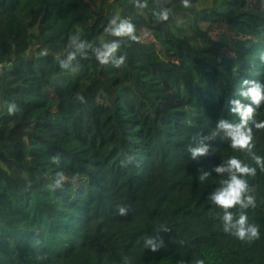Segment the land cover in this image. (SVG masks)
Returning a JSON list of instances; mask_svg holds the SVG:
<instances>
[{
  "label": "trees",
  "instance_id": "obj_1",
  "mask_svg": "<svg viewBox=\"0 0 264 264\" xmlns=\"http://www.w3.org/2000/svg\"><path fill=\"white\" fill-rule=\"evenodd\" d=\"M189 3L0 0V61H11L0 71V264H264V171L253 160L264 157V104L248 123L251 153L218 127L239 122L230 101L243 79L264 84V0ZM164 9L167 21L155 15ZM179 12L190 16L174 31ZM114 16L138 41L106 31ZM113 41L100 63L96 50ZM201 143L209 152L194 160ZM232 156L256 168L244 177L255 206L230 211L259 225L258 239L224 232L210 199L228 177L214 168ZM149 235L164 246L146 248Z\"/></svg>",
  "mask_w": 264,
  "mask_h": 264
},
{
  "label": "clouds",
  "instance_id": "obj_2",
  "mask_svg": "<svg viewBox=\"0 0 264 264\" xmlns=\"http://www.w3.org/2000/svg\"><path fill=\"white\" fill-rule=\"evenodd\" d=\"M184 7H190L189 0H182ZM140 8L146 7V3L138 4ZM157 18L161 21H167L169 19V10L164 9L159 13H155ZM106 31L110 35L121 37L127 36L130 40L136 42L138 41V36L136 35V28L133 23L127 19H120L119 17H112L109 21L108 28ZM71 40H75V37H71ZM120 48V44L116 41L111 43L102 42V47L96 50V58L102 64L108 63L109 59L114 56L117 50ZM69 56V59H72ZM260 59L264 62V53L261 54ZM125 57H120L115 60V66L120 67L123 65ZM61 67H67L63 62ZM238 97L244 99H250V104H244L241 102L240 98H233L230 101L231 109L230 111L239 117L238 123H229L225 120H220L218 127L224 130L226 137L230 140V146L235 150L252 152L254 147L253 144V132L252 128L248 127L249 121L253 119L255 114V109L261 104H264V84H261L255 80L243 79L241 81L240 90ZM78 99H83L78 96ZM255 105V107H253ZM16 106L14 104L10 105L8 108L9 114L14 113ZM256 128H264V121L255 123ZM217 133L212 132L211 136L205 137L206 139L214 138ZM192 159H198L201 156H205L209 152V146L201 143L199 146L191 148ZM53 159H57L53 157ZM253 160L257 166L264 171V157L256 155L253 153ZM214 171L218 174L228 173L227 179L221 182V187H219L210 197L211 201L217 205L219 208L223 209V216L221 220L223 222V230L226 233H231L240 240H252L258 239L260 236L259 225L255 223H249L248 217L241 213L238 217H234L233 212L230 209L239 206L241 209H245L251 206H255L254 197L246 195L249 190L248 181L244 178L246 175H255L256 168L251 167L244 163L241 159L236 156L230 157L224 164L216 166ZM208 173L204 172L200 179L203 180L207 177ZM63 176L60 175L55 181L57 187L61 186V181ZM118 213L120 215H126L129 211L128 207L124 205H119ZM162 231L167 232V228H163ZM144 245L149 250L155 252L164 246V241L162 237L149 235L144 240ZM177 264H184L183 260H179ZM196 264H204L203 259H198Z\"/></svg>",
  "mask_w": 264,
  "mask_h": 264
},
{
  "label": "rangeland",
  "instance_id": "obj_3",
  "mask_svg": "<svg viewBox=\"0 0 264 264\" xmlns=\"http://www.w3.org/2000/svg\"><path fill=\"white\" fill-rule=\"evenodd\" d=\"M207 4H199L197 5L198 8H202L204 6H206ZM190 16V13L189 12H179L169 23H168V26H171L173 28V30L175 31V27L177 26H181V27H184L188 18ZM29 38H31V40L27 41L26 42V46L28 45L29 47L32 46V42H33V39H34V36H35V33L34 31H30L29 34H28ZM27 46V47H28ZM28 47V48H29ZM33 47V46H32Z\"/></svg>",
  "mask_w": 264,
  "mask_h": 264
},
{
  "label": "built area",
  "instance_id": "obj_4",
  "mask_svg": "<svg viewBox=\"0 0 264 264\" xmlns=\"http://www.w3.org/2000/svg\"><path fill=\"white\" fill-rule=\"evenodd\" d=\"M9 65H11V61H10V60H8V61H5V60L0 61V71H1L3 68H5V67H7V66H9Z\"/></svg>",
  "mask_w": 264,
  "mask_h": 264
}]
</instances>
